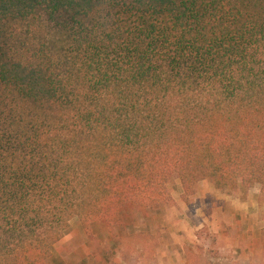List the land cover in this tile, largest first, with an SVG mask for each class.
<instances>
[{
	"label": "trees",
	"instance_id": "16d2710c",
	"mask_svg": "<svg viewBox=\"0 0 264 264\" xmlns=\"http://www.w3.org/2000/svg\"><path fill=\"white\" fill-rule=\"evenodd\" d=\"M174 177L264 196V0H0V264Z\"/></svg>",
	"mask_w": 264,
	"mask_h": 264
},
{
	"label": "rangeland",
	"instance_id": "374dc122",
	"mask_svg": "<svg viewBox=\"0 0 264 264\" xmlns=\"http://www.w3.org/2000/svg\"><path fill=\"white\" fill-rule=\"evenodd\" d=\"M167 188L170 202L143 212L127 208L114 233L106 221L85 227L75 218L49 264H63L62 252L84 247L79 256L91 261L82 264H264V196L255 187L257 198L248 203L251 190L222 192L208 179L188 205L178 177Z\"/></svg>",
	"mask_w": 264,
	"mask_h": 264
},
{
	"label": "crops",
	"instance_id": "0c3cea01",
	"mask_svg": "<svg viewBox=\"0 0 264 264\" xmlns=\"http://www.w3.org/2000/svg\"><path fill=\"white\" fill-rule=\"evenodd\" d=\"M254 189H257L259 191L257 193H259V195H262L261 194L262 193L261 186L257 185V186H255ZM252 190L249 193V198L247 201L248 203H250V202L252 203L255 200V198H257V195L252 193ZM69 250L70 251H64L61 254V259L63 261V264H82V263H88L86 260L91 261L90 256H86V257L79 256V254H82V252H84V253L86 252L87 247H84L82 251L81 250L75 251L74 249L73 250L69 249ZM105 260H107V258ZM109 261L114 262V257L111 258ZM102 262L104 264L105 261L102 260Z\"/></svg>",
	"mask_w": 264,
	"mask_h": 264
}]
</instances>
